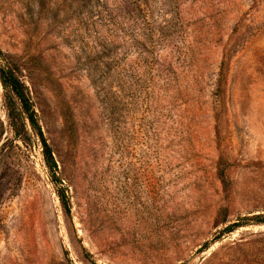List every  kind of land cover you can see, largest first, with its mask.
<instances>
[{
  "label": "rangeland",
  "instance_id": "obj_1",
  "mask_svg": "<svg viewBox=\"0 0 264 264\" xmlns=\"http://www.w3.org/2000/svg\"><path fill=\"white\" fill-rule=\"evenodd\" d=\"M0 51L71 204L0 82V264H264V0H0Z\"/></svg>",
  "mask_w": 264,
  "mask_h": 264
},
{
  "label": "trees",
  "instance_id": "obj_2",
  "mask_svg": "<svg viewBox=\"0 0 264 264\" xmlns=\"http://www.w3.org/2000/svg\"><path fill=\"white\" fill-rule=\"evenodd\" d=\"M0 60L3 63V65L2 63H0V82L4 90L8 93L6 96L7 104L9 107V115L10 118L12 119L13 127L14 129L18 128L17 122L20 123V126H23V119H24V121L28 122V125L35 134V136L40 140L43 147V156H44L45 164L52 173V181L54 185L61 186L57 190L58 197L63 205L65 213L67 215H71V204L69 198L66 195L67 190L62 187V183L60 182V179L57 178L56 176L57 164L54 158V154L50 145L48 144L47 140L45 139L42 133V130L36 118L37 115L33 108L31 98L27 93V89L23 84V82L18 77L16 73V68L13 67V65L9 61H7V59L5 58L4 54L1 51H0ZM14 113L16 115L15 117H14ZM16 133L18 135V131H16ZM244 221H254L255 224L257 225H264V216L257 215L254 216V218L252 219H246L243 220L242 222L230 224L228 226H225V228H223V230H221L219 233H227V234L232 233L235 230L245 226L246 224H243Z\"/></svg>",
  "mask_w": 264,
  "mask_h": 264
}]
</instances>
